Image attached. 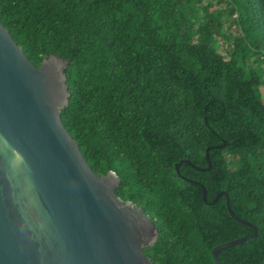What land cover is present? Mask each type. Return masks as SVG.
Instances as JSON below:
<instances>
[{
	"label": "trees",
	"instance_id": "16d2710c",
	"mask_svg": "<svg viewBox=\"0 0 264 264\" xmlns=\"http://www.w3.org/2000/svg\"><path fill=\"white\" fill-rule=\"evenodd\" d=\"M0 23L35 67L69 62L62 125L153 222L151 264H215L253 234L186 180L257 231L218 260L264 264V0H0Z\"/></svg>",
	"mask_w": 264,
	"mask_h": 264
},
{
	"label": "water",
	"instance_id": "95a60500",
	"mask_svg": "<svg viewBox=\"0 0 264 264\" xmlns=\"http://www.w3.org/2000/svg\"><path fill=\"white\" fill-rule=\"evenodd\" d=\"M68 64L50 55L35 67L0 23V264H151L143 249L157 239L153 222L116 196L115 173L92 172L62 125ZM186 181L208 205L225 196L229 216L253 231L211 250L222 264L218 252L257 231L233 214L226 193L208 202L199 182Z\"/></svg>",
	"mask_w": 264,
	"mask_h": 264
},
{
	"label": "rangeland",
	"instance_id": "374dc122",
	"mask_svg": "<svg viewBox=\"0 0 264 264\" xmlns=\"http://www.w3.org/2000/svg\"><path fill=\"white\" fill-rule=\"evenodd\" d=\"M224 7H225V5L224 4H222V5H220L218 8L219 9H224ZM223 18V20H224V23H226L225 24V27H224V31H225V33H226V36H229L230 37V35L232 36V35H234L235 34V30L234 29H229L228 28V21H230V18L227 16V15H225L224 14V16L222 17ZM219 42H220V46H219V48H218V52L222 55V56H224V57H226V55H225V50L227 49V47H229V43L231 42V40H229V39H219ZM261 68L263 69V72H264V63H262L261 64ZM261 90V93L264 95V86L260 89Z\"/></svg>",
	"mask_w": 264,
	"mask_h": 264
}]
</instances>
